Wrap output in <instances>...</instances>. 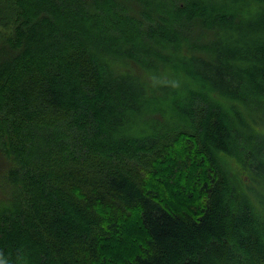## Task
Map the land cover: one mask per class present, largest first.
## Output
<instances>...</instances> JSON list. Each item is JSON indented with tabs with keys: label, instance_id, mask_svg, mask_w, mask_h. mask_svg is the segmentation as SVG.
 I'll list each match as a JSON object with an SVG mask.
<instances>
[{
	"label": "trees",
	"instance_id": "1",
	"mask_svg": "<svg viewBox=\"0 0 264 264\" xmlns=\"http://www.w3.org/2000/svg\"><path fill=\"white\" fill-rule=\"evenodd\" d=\"M0 165V264H264V0H0Z\"/></svg>",
	"mask_w": 264,
	"mask_h": 264
},
{
	"label": "rangeland",
	"instance_id": "2",
	"mask_svg": "<svg viewBox=\"0 0 264 264\" xmlns=\"http://www.w3.org/2000/svg\"><path fill=\"white\" fill-rule=\"evenodd\" d=\"M178 151L181 153V156L179 155V154H174V156H176V157H178V158H183V155H184V153L185 152H182V151H180L181 150V147L180 146H178ZM0 169H1V165H0ZM157 176H161V174L159 175H157ZM177 177L178 178H180V180L179 179H177ZM173 178H175V180L177 181V185H176V188L175 187H172L171 189L173 190V189H175L176 191H179L177 188L180 186H182V187H185L184 189H188V187H189V184L188 183H184V181H183V179H182V177H180V175H178V174H175L174 173V177ZM162 186H164V185H162ZM174 191V190H173ZM175 192V191H174ZM176 193V192H175ZM128 234H130V235H132V234H134V232L132 233L131 231L130 232H128Z\"/></svg>",
	"mask_w": 264,
	"mask_h": 264
}]
</instances>
